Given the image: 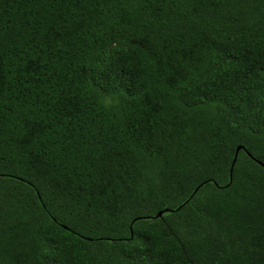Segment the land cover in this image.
I'll list each match as a JSON object with an SVG mask.
<instances>
[{"label": "trees", "instance_id": "16d2710c", "mask_svg": "<svg viewBox=\"0 0 264 264\" xmlns=\"http://www.w3.org/2000/svg\"><path fill=\"white\" fill-rule=\"evenodd\" d=\"M0 264H264V0H0Z\"/></svg>", "mask_w": 264, "mask_h": 264}, {"label": "water", "instance_id": "95a60500", "mask_svg": "<svg viewBox=\"0 0 264 264\" xmlns=\"http://www.w3.org/2000/svg\"><path fill=\"white\" fill-rule=\"evenodd\" d=\"M241 148H238L237 149V152L240 150ZM237 157V156H236ZM236 157H235V159H236ZM162 216V212H160L159 214H158V217H161Z\"/></svg>", "mask_w": 264, "mask_h": 264}]
</instances>
